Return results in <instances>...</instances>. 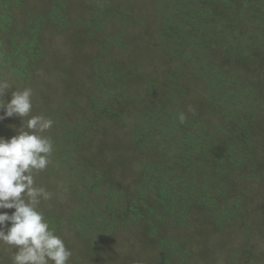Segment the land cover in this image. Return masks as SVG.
Returning <instances> with one entry per match:
<instances>
[{
  "label": "trees",
  "instance_id": "1",
  "mask_svg": "<svg viewBox=\"0 0 264 264\" xmlns=\"http://www.w3.org/2000/svg\"><path fill=\"white\" fill-rule=\"evenodd\" d=\"M106 1L90 3L89 15L76 18L75 0H0V79L3 74L21 82L28 78L51 38L75 22L87 35L95 33L100 38L96 46L106 55L104 60L96 58L102 63L96 61L99 64L92 70L96 82L86 95L89 110L78 108L79 114L77 107H60L59 118L51 117L54 128L44 135L53 141L52 157L66 164L71 154L64 153L67 139L69 147L77 150L84 144L90 154L95 152L74 167L83 174H97L96 181L86 186L100 193L92 210L106 206L104 211L111 217L125 215L129 224L145 223L153 242L150 248L170 245L177 251L161 252L163 258L198 264L195 252L179 249L182 244L174 240V231L184 228L187 209L208 208L210 215H218L222 231L225 222L241 221L231 228L236 227L237 233L246 227L252 211L264 216V190L256 208L249 192H243L245 182L264 185V88L251 86L253 70L264 69V0H149L154 21L139 20L148 35L145 39L116 30L118 26L130 30L132 18L123 16L119 7L134 8L133 0ZM112 7L118 10L110 12ZM105 44H109L106 50ZM135 47L139 53L132 51ZM103 89L115 92L109 94L115 95L110 103L99 99ZM72 108L78 116L70 125L67 111ZM102 113L119 120L103 128L102 134L109 131L110 137L106 143L102 135L94 149L83 135L90 132L85 130L87 120L104 118ZM214 118L223 137L209 131ZM120 132L123 139L118 142ZM166 143L178 147L173 150L185 168L181 174H159L157 151L161 148L162 157L167 156ZM106 144L108 149L103 148ZM156 144L158 150L152 148ZM122 149L133 152L130 163L137 164L130 182L125 179L130 174L124 155L120 166L111 161ZM241 182L240 192H234ZM150 195L158 206L146 204ZM82 212L84 221L80 214L72 221L87 227L92 223L91 212ZM148 216L169 220L144 221ZM82 226L80 231H86ZM261 256L248 249L244 237L241 245L227 248L224 262L232 264L241 258L240 264H248Z\"/></svg>",
  "mask_w": 264,
  "mask_h": 264
},
{
  "label": "rangeland",
  "instance_id": "2",
  "mask_svg": "<svg viewBox=\"0 0 264 264\" xmlns=\"http://www.w3.org/2000/svg\"><path fill=\"white\" fill-rule=\"evenodd\" d=\"M96 1L99 0H75L74 17L86 18L90 12L88 5ZM115 1L119 2L120 0ZM133 1L134 8L119 7L122 10L123 16L126 15L132 18L129 26L130 30L120 28V26L117 27L118 29H115L118 33L124 32L125 34L129 32L139 39H145L148 35H146L145 30L142 31L143 22L139 20L145 17L153 22L155 17L154 12L149 0ZM107 2L108 0L105 4ZM28 5L29 2L27 1L25 7ZM112 9H109L110 12L118 10L114 7ZM122 23L121 26L123 27ZM79 26V23L75 22L58 33L57 36L51 38V41L46 45L48 48L45 50L42 59L36 63L33 71H31V75L22 80V82L17 77H11L8 74L4 76L3 74V79L7 80L13 88L9 89L4 99L10 98V93L13 90H22L25 87H30L33 90V106L30 116L43 115L51 118L54 115L59 118L58 109L60 107H77V109L80 108L83 112L88 111L86 95L96 82L92 70L97 68V64H99L96 61L102 63L101 60H96V58L105 59L106 52L103 53L96 46L97 42L100 43L98 41L100 38L95 33L87 35L86 30L79 28ZM114 38H117V35ZM108 46L109 44H105L104 49L106 50ZM132 51L139 53L140 49L135 47ZM251 86L257 89L264 88L263 68L253 70ZM102 93L103 95H100L99 99L103 103H110L115 96H109V94H115V92L110 93V91L105 89H103ZM188 93L184 95L183 99H185ZM197 100L199 103L201 99L198 98ZM80 109H78L79 114L82 112ZM67 113L71 117L70 125H72L73 120L78 116L77 110L76 108H72ZM101 116L104 118L99 117L94 120H87L89 124L85 130H90V132L88 131V134L83 135V137H88L87 140L94 149L97 147L102 135L104 137L103 141L106 142L105 138L108 137L109 131H104L102 134L103 128H106L110 123L113 124L115 121L116 124L119 120L117 116H113L110 113H102ZM111 116L113 118H110ZM28 118L24 117L20 121L18 117H12L0 121V136L10 138L15 135V128L19 127L22 129ZM83 119H85L86 125V118L83 117ZM120 121L122 122V120ZM219 124L220 122L217 123L216 118H214V122H211L212 129L210 128L209 131L214 130L217 137H223L224 133L222 130H219ZM94 127L96 129L93 133L92 129ZM52 128L54 127L52 126ZM50 130L46 132L47 135L51 134ZM71 134H73L72 131ZM161 137L165 141H171V138L165 137L164 134H161ZM122 139L123 135L120 132L116 136V140L120 142ZM235 141H237V137H235ZM68 143L69 139L65 142V147L68 148L64 149V153L71 151V154L66 164L61 160L56 162L51 157V163L44 171L35 176V181L36 186L44 187L51 194L49 200L41 201L38 210L43 212L50 227L55 229L56 234L64 240L66 247L72 251L73 255L70 258L69 264H161L163 260L168 262L166 264H186L178 258L174 261L163 258L160 254L161 252L168 253L169 250L177 251L173 250L174 248H171L170 245H162L163 247L160 246L158 250L150 248L149 246L153 242L149 240L150 228L145 223L130 222L129 224L125 215H122L120 218L111 217L109 212L107 213V210L106 212L104 211L106 206L99 208L97 211L92 210L98 205L96 200L100 197V193L91 192L89 189L87 190L86 186L96 181L95 177L97 174L94 172H85L83 174L84 171L76 170L74 167L84 163L86 161L85 156L91 158L95 152L90 154L85 150L84 144L76 150L73 146L69 147ZM108 146L110 145L106 144L103 148L108 149ZM158 147L156 144L152 148L158 150ZM176 148H178L176 144L166 143L164 150L169 152L165 157H162L161 148L157 151V154L161 156L159 160V174L161 176H166L168 173L181 174L185 171V168L180 164L178 154L173 150ZM103 152L105 153L106 151ZM120 152V155L116 156L115 154V156H112L111 161L114 165L120 166L122 162L120 156L121 154L124 155V159L129 163L127 173L130 174L125 179L129 178L128 181L130 182L137 164H134V161L130 163V159H132L130 157H132L133 152L131 153L126 149H122ZM162 171L166 172L163 173ZM118 180L123 184L120 179ZM242 186L241 182L240 186L233 191L239 193V189H242ZM261 189L264 190V185L256 180L245 182L243 192H249L250 198L253 200V208L258 207L260 200L263 198ZM146 200L147 205L148 203H152L154 207L158 206L157 203H154L155 200L151 202L152 195ZM126 206H124L125 209ZM84 209L91 212L92 216V223L87 227L82 226L80 223L74 224L72 221L75 215L78 214L82 217L81 221H84L82 212ZM5 211L11 212L12 210ZM185 215L186 217L182 224L184 228L174 231V234L177 235L174 237V240H178L182 244L179 245V249L194 251V259L198 261V264H226L224 260L227 248L230 249L241 245L244 237L247 238V245L250 251L262 253V256L257 261L250 260L248 264H264V216L260 213L258 214L256 210L249 214L247 225L244 229H241L240 233H237L238 229L236 227L233 231H231V228L234 226V223L238 224L241 221L225 222L222 224V231L220 230L221 223L218 221V215H210V211L206 207L193 206L192 209H187ZM103 217L105 218L103 219ZM164 219L169 220V217H164ZM164 219L148 216L144 221H164ZM86 223L89 224L90 221H86ZM81 226L86 231H80ZM166 237L171 236L166 235ZM168 242L169 240L166 239L165 243ZM12 254V251L7 247H0V264H12ZM237 259L238 261L232 262V264H240L241 258ZM188 263L193 264L192 262Z\"/></svg>",
  "mask_w": 264,
  "mask_h": 264
},
{
  "label": "clouds",
  "instance_id": "3",
  "mask_svg": "<svg viewBox=\"0 0 264 264\" xmlns=\"http://www.w3.org/2000/svg\"><path fill=\"white\" fill-rule=\"evenodd\" d=\"M0 79V121L18 117L26 120L10 138L0 136V247L12 251V264H69L72 251L38 210L51 194L36 186L35 176L51 163V137L44 135L54 121L43 115L30 116L33 90H13ZM179 120L184 121L183 114ZM5 210H12L11 212Z\"/></svg>",
  "mask_w": 264,
  "mask_h": 264
}]
</instances>
